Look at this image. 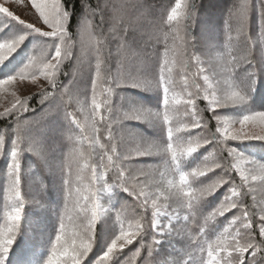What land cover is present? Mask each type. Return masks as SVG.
<instances>
[{
    "label": "snow or ice",
    "instance_id": "1",
    "mask_svg": "<svg viewBox=\"0 0 264 264\" xmlns=\"http://www.w3.org/2000/svg\"><path fill=\"white\" fill-rule=\"evenodd\" d=\"M79 5L73 24L69 0L0 2V67H7L29 36L34 38L25 61L0 75V93L12 97L0 111L6 122L0 128V183L6 185L0 264L16 242L26 203H31L22 196V158L26 152L40 154L37 136L47 141L73 126L79 134L68 137L72 150L62 158L54 148L43 156L63 202L62 210L57 205L43 264H129L122 257L136 244L140 247L132 264L145 247L144 264H264V161L232 146L264 142V109L250 104L264 71V0H234L223 39L220 29L201 15V0H175L160 12L159 26L149 21L152 33L142 32L130 19L140 8L145 19L154 14L146 2L95 0L93 5L79 0ZM253 13L258 17L255 35ZM13 22L20 30L9 27ZM162 25L167 31L164 51L158 53L155 33ZM241 44L243 54H238ZM69 65L71 72L65 70ZM86 73L90 84L80 89ZM13 87L31 94L17 95L10 91ZM125 89L157 94L158 107L136 101ZM38 107V114L27 115ZM129 122L147 125L158 135L149 137ZM197 154L201 162L186 170L190 161L199 160ZM151 158L158 159L142 163ZM225 188L193 237L188 221ZM121 192L134 201V218L117 202L111 209L102 206V197L116 201ZM41 199L48 200V191ZM112 210L115 221L105 235L97 225L105 216L111 219ZM220 218L227 223L209 240ZM185 237L190 242L176 247ZM165 244L171 248L169 258L158 260ZM98 245L101 250L94 254Z\"/></svg>",
    "mask_w": 264,
    "mask_h": 264
},
{
    "label": "trees",
    "instance_id": "2",
    "mask_svg": "<svg viewBox=\"0 0 264 264\" xmlns=\"http://www.w3.org/2000/svg\"><path fill=\"white\" fill-rule=\"evenodd\" d=\"M73 9V19L72 23L75 24L76 20L79 18L81 8L79 5V0H69ZM90 2L94 5L95 0H90ZM140 3H145L150 5L153 10V15L145 19L141 13L144 12L143 8L139 10H134L130 14L131 21L140 27L142 32H154V28L152 23L149 21H154L159 26V14L161 11L166 9H170L171 6L174 5L175 0H139ZM234 0H201V15L207 18L209 21L213 22L215 26L221 31V39H223V31L225 29V21L227 19V11L228 8L233 4ZM165 19H166V11H165ZM257 21L258 17L255 13H253L251 17V31L252 34L255 35L257 31ZM12 30L18 31L20 30L18 25H15L14 22L9 25ZM199 29H195L197 31ZM107 31V28L105 29ZM167 31V25L160 26L159 32L155 34L159 37L160 43L156 45L157 52L163 53L164 51V35L163 33ZM34 38L29 36L24 43L20 46V48L13 54L11 59L7 62V67H0V75H3L5 72H12L17 67H19L22 57L28 54V51L31 48V40ZM155 43V41H153ZM171 44V39L168 41ZM244 45H240V51L238 54H243ZM113 50H115V42L112 44ZM256 54H259L257 50ZM179 60L180 57H177ZM113 64H115V60H113ZM66 71H72V65H69ZM195 71V69H193ZM84 79H81L79 87L83 89L85 84H90V74H84ZM177 80H179V74L177 73ZM67 83V80H65ZM203 84V81H201ZM75 91V90H74ZM129 96H131L136 101L150 106V107H158L159 105V96L157 94H149L145 92H139L135 89H125L124 90ZM178 93L180 92V88H177ZM30 95V94H29ZM83 99V95H81ZM38 99V97H37ZM67 100V97H65ZM250 104L254 108L264 109V71L258 74L257 82L255 84V91L251 95ZM33 106H36L35 101H33ZM242 111V109H239ZM40 108H37L35 114L29 113L28 116H33L38 114ZM83 119V117H81ZM6 122L0 120V128H3ZM131 127L136 131H140L143 134L156 138L158 135L157 131L147 125L136 124L134 122H129ZM214 126V125H213ZM79 134V129L73 128L71 130H65L62 136L54 137L49 135L47 141L41 139V137H36V148L39 150L41 157L32 152L25 153V160L22 158V169L24 172L23 178V186H22V196H24L26 201H31V203H26L25 213L21 221V228L18 233L16 242L12 245L7 260L5 264H43L44 259L46 258L48 251V244L51 238L54 236L55 227H56V209L59 203V210L63 209V202L59 198L57 190L55 188V179L51 176L47 165L44 163L43 156L48 153L51 149H55L54 155L57 157H63L68 152L72 150L73 144L69 141V136H77ZM231 143V142H230ZM232 146L236 147L238 151L255 158L258 161H264V142L259 141H245V142H232ZM85 151H87V144H85ZM211 151V148H209ZM203 153V150H201ZM206 154V153H203ZM227 155L226 153L224 154ZM158 158H151L149 160H145L142 163L152 164L157 161ZM196 159H199V154H197ZM202 160V156L199 160L190 161L188 168L186 170H190L191 167H195ZM29 164H28V163ZM229 163L231 161L229 160ZM4 166L3 157H0V167ZM163 170V169H162ZM218 174V173H217ZM211 176V174H209ZM215 178V177H213ZM208 181H205L207 183ZM6 185L0 183V226L3 225V213L5 211V191L4 188ZM48 191V200L41 199L42 196H47ZM228 189H221L219 192L215 194V196L209 198L208 203L205 205V208L201 213H198L193 219L188 221V227L191 229V235L195 237L199 232V227L204 224V217L207 216L208 212L211 211L212 206H214L220 198L227 192ZM258 199L260 198V194L257 193ZM118 203L117 207L126 206V213L129 218H134L135 213L133 212V204L134 201L131 197H128L126 193H119L116 201H109L106 197H102L101 203L104 208L111 209L113 203ZM246 202L251 203V197H246ZM183 212H181V216L183 217ZM235 210L228 215V219H231L233 215H235ZM221 219V223L215 229V231H211L208 235L209 240L215 239V236L218 234L220 230L226 225L227 220ZM115 221V211L111 212V219L108 216L102 218V222L97 225L98 230H101L105 235H107L112 230V224ZM166 222V221H165ZM183 223V221H182ZM118 228V225H117ZM151 241V236L146 237V242ZM189 239L185 237L183 240L176 241V247L183 248L189 243ZM140 247L139 244L135 246H129L128 249L125 250V254L122 259H128L129 264H132V254L135 252V248ZM101 250L98 245L96 249H94V254H98ZM159 255L156 258L165 259L169 258V253L171 252V248L165 244L163 248L158 249ZM155 255V254H154ZM148 258L147 248L141 249V256L136 257L135 260L137 264H144V261Z\"/></svg>",
    "mask_w": 264,
    "mask_h": 264
},
{
    "label": "rangeland",
    "instance_id": "3",
    "mask_svg": "<svg viewBox=\"0 0 264 264\" xmlns=\"http://www.w3.org/2000/svg\"><path fill=\"white\" fill-rule=\"evenodd\" d=\"M0 2H3V0H0ZM16 11H17V13L19 14V11H20V9H19V7H17L16 9H15ZM22 18H26L27 19V17H22ZM32 42H33V40H31V46H32ZM26 57H27V55H24L23 57H22V61H21V63H20V65L25 61V59H26ZM19 65V66H20ZM27 83V82H26ZM10 91H17V95H20V94H25V95H29V94H31L27 89H21V90H17L15 87H13L12 89H10ZM32 91H35V89H33ZM12 99V97L10 96V95H5V94H3V93H0V111H2L3 110V107L4 106H7V104H8V102L10 101ZM226 111H229V112H232V113H234V114H239V112L241 111V110H239V109H229V110H226ZM36 154V153H35ZM39 157H41V154H37ZM28 163V162H27ZM29 164V163H28ZM257 199H258V197H257ZM260 199V198H259Z\"/></svg>",
    "mask_w": 264,
    "mask_h": 264
}]
</instances>
